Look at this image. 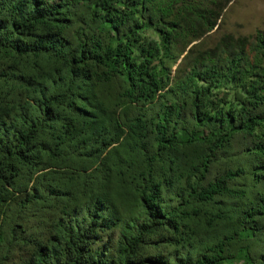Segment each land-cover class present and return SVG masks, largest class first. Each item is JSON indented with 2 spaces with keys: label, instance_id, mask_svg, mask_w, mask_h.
<instances>
[{
  "label": "trees",
  "instance_id": "trees-1",
  "mask_svg": "<svg viewBox=\"0 0 264 264\" xmlns=\"http://www.w3.org/2000/svg\"><path fill=\"white\" fill-rule=\"evenodd\" d=\"M233 1L0 0V264H264V29L226 33Z\"/></svg>",
  "mask_w": 264,
  "mask_h": 264
},
{
  "label": "rangeland",
  "instance_id": "rangeland-1",
  "mask_svg": "<svg viewBox=\"0 0 264 264\" xmlns=\"http://www.w3.org/2000/svg\"><path fill=\"white\" fill-rule=\"evenodd\" d=\"M223 21L226 33L247 36L263 30L264 0H234L226 9ZM210 41L213 43L216 38Z\"/></svg>",
  "mask_w": 264,
  "mask_h": 264
}]
</instances>
